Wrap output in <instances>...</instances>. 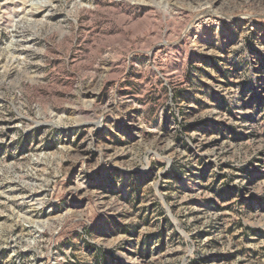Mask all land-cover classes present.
<instances>
[{
    "label": "rangeland",
    "instance_id": "rangeland-1",
    "mask_svg": "<svg viewBox=\"0 0 264 264\" xmlns=\"http://www.w3.org/2000/svg\"><path fill=\"white\" fill-rule=\"evenodd\" d=\"M0 264H264V0H0Z\"/></svg>",
    "mask_w": 264,
    "mask_h": 264
}]
</instances>
